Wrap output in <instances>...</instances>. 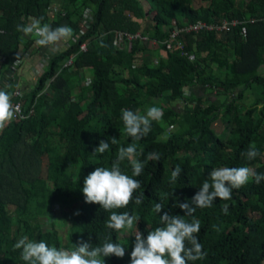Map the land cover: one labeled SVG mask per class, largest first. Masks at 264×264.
Returning a JSON list of instances; mask_svg holds the SVG:
<instances>
[{
	"label": "trees",
	"instance_id": "trees-1",
	"mask_svg": "<svg viewBox=\"0 0 264 264\" xmlns=\"http://www.w3.org/2000/svg\"><path fill=\"white\" fill-rule=\"evenodd\" d=\"M32 18L52 28L67 25L73 38L55 50L39 47L35 37L16 30ZM224 19L238 23L229 31H182L170 40L175 28ZM120 31L146 38L124 35L116 45ZM38 53L44 71L24 107L34 113L0 131V264H25L13 248L24 235L66 249L81 240L103 242L110 213L85 203L82 188L88 174L110 168L118 148L132 143L121 109L163 110L137 142L138 159L157 152L160 160L135 177L144 203L118 211L139 221L130 231L112 233L126 247L125 256L106 257L105 264H130L135 235L146 237L164 212L184 215L173 205L190 202L213 168L247 166L264 173V74L258 71L264 66V0H0V87L13 92V63L31 62ZM216 121L223 123L219 133ZM100 140L110 143L103 156L93 154ZM252 143L260 156L248 161L243 153ZM177 165L182 173L170 184ZM121 168L131 175L127 162ZM156 203L164 207L158 214ZM194 218L207 255L190 264H264V181L234 189L229 201L217 198L212 207L197 208Z\"/></svg>",
	"mask_w": 264,
	"mask_h": 264
},
{
	"label": "clouds",
	"instance_id": "clouds-1",
	"mask_svg": "<svg viewBox=\"0 0 264 264\" xmlns=\"http://www.w3.org/2000/svg\"><path fill=\"white\" fill-rule=\"evenodd\" d=\"M41 20L42 18H32L28 24H18L16 30L24 36L35 37L37 46L51 47L53 50L60 42H66L73 38L71 27L62 25L52 28L49 24H41ZM124 33L133 35L131 40L126 38L129 41H133L138 37L146 38L140 32L136 34ZM41 61L43 62L37 65L39 73L44 71L42 64L46 63L44 58ZM24 63L25 59L19 65L13 63L15 70L12 76L17 84L13 88V92L8 91L7 85L0 87V131L15 119H18L17 114L20 112V106L13 103L22 102L23 108L25 107V101L29 103L27 93L31 88L23 89L19 87L17 81V75H19L21 68L25 66ZM70 63L72 62L69 61L65 65L67 66ZM31 69L34 68L31 67ZM90 83L91 80H88L87 84ZM193 86L191 87L193 88ZM192 88L186 92L191 93ZM17 89L23 93L22 97L15 94ZM41 94L42 92L35 96V103ZM33 113H29L28 117L24 119L29 118ZM162 117L163 110L155 105L148 107L145 114L130 109H121L124 131L131 138L132 143L126 147L121 146L118 148L110 168L96 167L83 181L82 192L85 203L98 204L101 209L110 213L105 226L111 231L106 235L103 242L93 246L90 242L81 240L73 248L66 249L49 245L44 240H30L27 235H24L16 241L13 248L14 250H20V257L25 264H105L106 257L123 258L125 256L126 247L113 240L112 233L132 230L137 225L139 218L129 212H119L118 210L127 208L131 203L136 205L144 203V192L136 195L141 188V182L135 177H139L143 173L148 162L159 161L160 154L150 152L144 160L138 159L137 142L150 133L152 122H158ZM111 144H117V139L112 137ZM109 148V141L100 140L93 154L103 156ZM243 155L246 160L252 161L260 156V151L255 143H252ZM124 162H127L130 166L131 175L122 171L121 165ZM181 173L182 169L177 165L171 171L169 183L175 184ZM262 181H264V173H257L247 166L213 168L190 202L186 200L180 203L177 200L173 205L183 210L184 215H170L168 212H164L160 216L159 226L148 231L146 237L140 232L135 235L134 246L130 254V264H190V262L205 259L207 253L203 250V245L199 241L201 223L194 218L196 209L212 207L217 198L221 201H229L232 198L234 189L238 190L249 182L260 184ZM163 208L162 203H156L153 211L158 214ZM221 211L225 215L229 214V205L225 203ZM186 217L193 218L189 220Z\"/></svg>",
	"mask_w": 264,
	"mask_h": 264
},
{
	"label": "built area",
	"instance_id": "built-area-1",
	"mask_svg": "<svg viewBox=\"0 0 264 264\" xmlns=\"http://www.w3.org/2000/svg\"><path fill=\"white\" fill-rule=\"evenodd\" d=\"M238 23V21L236 19H232V20H227L224 19L222 20V22H220V24H213V23H207L204 21H196L192 24H189L188 26L185 27H181V28H175L174 31L171 32V39L173 40V37H176L179 35V33H181L182 31H190V30H194V31H199L202 29H207V30H218V31H229L231 30L236 24ZM124 35H127V38L129 40H131L133 38V35L131 34H127L124 32H119V36H118V40L117 41H122L124 39ZM120 42H118V45L120 44ZM82 49L86 50L87 49V43H83L82 44ZM73 58V57H72ZM72 58L70 59V62H72ZM22 62L21 59H17L15 61L16 65H19ZM43 66V64H42ZM15 94L19 97L23 96V93L17 89L15 91ZM14 105L18 104L20 106V112L17 114V118H26L28 117V113L24 112V108H23V104L22 102H18V103H13ZM30 113H33V109H31Z\"/></svg>",
	"mask_w": 264,
	"mask_h": 264
},
{
	"label": "rangeland",
	"instance_id": "rangeland-1",
	"mask_svg": "<svg viewBox=\"0 0 264 264\" xmlns=\"http://www.w3.org/2000/svg\"><path fill=\"white\" fill-rule=\"evenodd\" d=\"M47 50H50V47H47ZM41 53H47V51L45 49H43ZM39 58H43V56H41V54H39V53H38L37 56H35L33 58L36 61V65H35V62H33L34 60L31 61V64H28L31 59H28V58L25 59V63H24L25 66L23 68H21V71L19 72V75H17L18 76L17 77V81L19 83L18 84L19 87H21L23 89H25V88H31L32 89V85L35 83L36 77L39 76V74H37L38 73L37 65H38V63L40 64L41 62H43ZM31 67H33L34 70L31 69ZM258 71L261 74H264V66L260 67ZM193 88L198 89L199 87L198 86H194ZM250 93H251V91H250ZM253 97H255V95L251 93L249 95V99L251 100ZM213 127L219 133L223 129V123L220 122V121H216V122L213 123ZM225 135H227V132H226ZM54 224H55V226L59 227V229H61V230L63 229V225L64 224H63V221H62V219L60 217H56L55 218ZM126 231H128V230H126ZM65 235H66V233L64 232L63 236H65ZM63 236H62L61 239H62L63 242H66L67 238L63 237Z\"/></svg>",
	"mask_w": 264,
	"mask_h": 264
},
{
	"label": "crops",
	"instance_id": "crops-1",
	"mask_svg": "<svg viewBox=\"0 0 264 264\" xmlns=\"http://www.w3.org/2000/svg\"><path fill=\"white\" fill-rule=\"evenodd\" d=\"M28 64H31V62H29ZM28 64H27V65H28ZM29 66H30V65H29Z\"/></svg>",
	"mask_w": 264,
	"mask_h": 264
}]
</instances>
